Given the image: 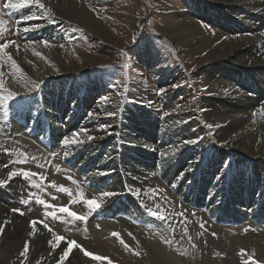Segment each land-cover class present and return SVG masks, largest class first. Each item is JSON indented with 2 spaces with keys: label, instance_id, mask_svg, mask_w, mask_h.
Listing matches in <instances>:
<instances>
[{
  "label": "rangeland",
  "instance_id": "1",
  "mask_svg": "<svg viewBox=\"0 0 264 264\" xmlns=\"http://www.w3.org/2000/svg\"><path fill=\"white\" fill-rule=\"evenodd\" d=\"M63 1L76 17L82 19L83 24L60 19L53 8L41 1L46 9L51 10V22L59 23V27L62 22V27L58 30V37H50L47 34L49 38L45 41L48 44L43 43L39 47L40 50L38 48L35 50L36 43L38 45L41 43L37 39L28 40L23 37L27 36L28 32L46 27L45 20L50 19L35 5L10 10L3 7L8 0H0V20L4 21L0 44L14 42L9 44L10 48L8 47L5 52L13 59L24 60L32 67L30 60H34V65L38 66L33 69L41 72L45 70L44 72L49 75L42 83L29 82L23 74L25 69L16 71L8 61L7 55L0 53V61L3 62V66H0V72L3 73L0 76V83L3 84V91H0V153L6 161L3 165H7L10 172L15 171L17 173L15 176L21 179L18 180L19 186L23 185L21 189L19 188L21 190L19 197L5 189L7 183L4 186L0 185V201L6 209L8 208V212L10 210L14 214H19L12 210L20 209L28 223L37 221V227L49 234L54 241V234L60 235L66 238L60 243L68 246L67 241H75L84 250L107 258L93 260L74 246L72 253H78L84 264H132L128 263L118 250L122 235L128 247L121 244V249L131 253L134 251L132 253L134 258L141 256L142 259H146L149 247H153L167 255L183 258L189 255L188 258H192L191 263L204 257L202 256L204 251L197 247L195 238L199 239L201 236L221 240L223 235H227L230 238L246 240L248 243L232 251L236 264H242V261L246 264L252 263L249 260L264 263V155L240 153L229 149L224 140L216 137L217 129L208 127L211 121L206 118L211 111L209 102L216 104V99L208 92L209 89L207 90L209 84L217 82L223 84V90L227 91L224 97H230L234 92L248 95L247 97L260 93L257 98L258 105L255 106V109L259 110L264 107V78L258 79L251 73L249 76L244 74L237 76L225 63L204 60L217 44L228 43L227 37H232L235 41L253 34L237 24H243L245 21L258 23V27L263 31L264 18L259 21L256 17L232 6L230 10L228 9L229 12L223 13V16L233 19L231 23H237L238 27L235 24L229 26L228 23L220 25L216 23L217 19L210 17L208 0ZM26 15L35 18L23 22L22 18ZM184 21L191 22L204 36L201 38L206 41L200 40L190 44L194 38H189V35L178 38L181 33H172L169 24ZM25 27L30 30L25 32L23 30ZM43 50L48 51L54 58L53 65L49 58L46 59L47 55ZM34 52L40 55H35ZM24 54L28 59L22 57ZM16 64L22 70L18 59ZM13 75L17 78H13ZM53 82H58L65 88L67 85H73V91L76 93L72 95L69 103L71 107L75 106L79 98L83 101L84 98L88 99L87 90L90 87L94 88L90 94L94 96L93 100L88 99L87 104L83 102L85 107L82 106L80 109L85 115L91 112L105 118V121L108 120L101 125L113 126L114 115H120L121 122L124 119L123 115L129 113L126 123L133 128L129 126L126 129L131 134L132 129L134 132L150 134L149 139L145 138L147 136L135 135L136 138H144L147 143L153 144L149 152L136 153L135 150L138 149L129 148L131 144L120 133L122 140L117 142L115 147V153L121 161L120 165L128 167L133 161L141 166L146 165L138 172L132 168L125 171L133 176L134 180L139 177L142 181L144 179L148 184L151 183L152 191L149 196L151 203L147 202L140 187L132 186L130 190L120 193L123 195L121 202L125 203L124 207L128 206L129 198L134 199V202L129 204L134 213L120 207L118 213L108 216L109 218H101L111 223L114 221L113 218L118 219L116 227L110 222L101 223L96 220L97 218H93L99 212L107 215V210L118 204L113 202L104 205L101 191L89 183L86 172L77 166L78 154L72 152L77 144L65 147L60 141L66 137L73 139L72 132L78 127L72 132L59 126L53 127L51 124L56 122L64 127L66 121L61 120L60 116L45 113L48 108L42 110L39 117L43 118L39 120V117L36 118L38 111L34 113L35 110H32L34 109L32 103L44 105V102L40 104L33 102L38 99L36 93L41 96L48 91ZM14 88H17V91ZM9 91L15 95L9 97ZM102 97H107L105 102H109L110 106L99 110L96 106L102 104L99 102L103 100ZM17 103L23 106L26 104L27 107L18 109L32 113L27 117L25 111H15L16 117L15 115L11 117L9 122V111ZM142 104H148L151 109L145 108ZM136 105L138 107H135ZM134 107L138 112H133ZM147 110L154 115V120L147 119L149 116ZM110 113L112 115H109ZM181 120L185 121L182 126L178 125ZM46 122L50 125L47 129ZM263 122L264 113H261L256 123ZM192 123H196L198 129H192L190 138H183L184 130H191ZM81 132L80 130L79 136L75 139L79 140L78 137L87 135V132ZM90 135L101 139L104 133ZM187 140L193 141L190 144L194 146L185 143L188 153L180 160L179 168L160 173V169L157 168L159 165L153 162L156 160L158 163L164 152L171 153L172 149L173 152H179L181 144ZM83 150L81 154L87 155L89 149ZM107 151L108 147L101 150L99 160ZM259 151L264 154V150ZM200 158L204 161L198 164ZM197 169L200 170L199 174ZM25 171L38 175L25 177L22 174ZM186 171L193 174L192 178L206 184L203 190L195 195L180 193L187 183H191L192 178L191 180L187 178L181 186L178 184L175 186L177 183L175 174L184 175ZM122 180L124 181L123 178H118L119 184L124 183ZM130 180L132 179L127 181L128 185ZM53 183L56 187L51 186ZM61 186L69 191L67 193L59 191ZM211 191H215L217 195L209 202ZM204 196L206 197L203 198ZM37 197L50 205L68 207L69 211L86 219L77 220L67 213L56 211V208H45L36 203ZM25 200L29 203H22ZM87 200H95L100 206L93 210L84 203ZM147 204L152 208L147 207ZM149 209L158 215H164L165 219L153 217ZM54 211L55 218L51 215L45 216L46 212ZM41 221L43 223H39ZM44 223L49 226L48 229L43 226ZM105 228L107 232L113 229L112 233H117L118 236H113L112 233L109 236L117 237L118 240L107 241L108 236L103 235ZM130 240L135 247L129 244ZM226 244L230 243L226 241ZM20 247H24V243ZM21 249L18 250V254ZM242 249L245 250L243 255ZM27 257L29 258V255ZM166 261V264H172L169 260ZM25 263L23 261L20 264Z\"/></svg>",
  "mask_w": 264,
  "mask_h": 264
},
{
  "label": "bare ground",
  "instance_id": "2",
  "mask_svg": "<svg viewBox=\"0 0 264 264\" xmlns=\"http://www.w3.org/2000/svg\"><path fill=\"white\" fill-rule=\"evenodd\" d=\"M41 1L47 4V6L49 5L51 8H53L55 10L56 15L60 16V19L63 18L64 20H71V21L83 24L82 19L80 17H76L73 14L74 12L65 5V2L63 0H41ZM208 1H209L210 17L212 16L215 19H217L216 23L217 24L219 23L220 25L228 23L229 26H234L235 23H231V20L233 19H227L226 17L223 16V13L229 12L228 9L230 10L232 6H235V8H237L238 10H241L242 12H246L252 15V17H256V19L259 21L262 18H264V0H208ZM252 10H255V11H252ZM41 20L43 19L41 18ZM45 23L47 24L46 27L41 28L36 31L28 32L27 36L23 37L24 39H28V40L37 39L41 43L39 45L38 43H36L38 46L36 45V47L34 48L35 50H37L36 48L40 50L39 47H41V45L43 44L42 42H44L45 39L49 38L48 35L50 37H53V36L58 37V30L59 28L62 27L61 25L62 22H60V27H59V23L57 22L53 23L51 22V20H45ZM236 24L235 26L237 25L239 27L243 26L245 29L247 28L248 30H250L251 33L253 34L250 37H245L242 39L239 38L238 40H235V41L232 37L231 38L227 37L226 40L228 41V43L222 42L219 45L217 44L216 48L211 50L210 53L207 54V57L204 58V60L211 61L212 63L216 61L218 63H221V62L223 64L225 63L227 66H229L233 70V73L236 74L237 76H240L243 74L245 76L247 75L249 76L252 74L254 75L253 77H257L258 79H263L264 78V30L262 31V29L258 27V23H250L248 21L247 22L245 21L243 22V24H240V23L237 25ZM169 27L171 28L172 33L174 34L181 33V36L178 38L183 37V35H189V38H194L192 41H190V44L200 42V40L206 41L203 38H201L204 36L195 28V26L191 22L184 21L182 23L181 22H176L175 24L170 23ZM258 30L259 32L256 33V31ZM44 52L47 55L46 59L49 58L50 62H52V65H53L54 58L49 54L48 51H44ZM22 57L24 59L26 58L28 59L27 55L25 54ZM83 57L86 58L85 56ZM17 59L22 69L21 71H24L23 69H25L23 74H24V77H26L25 79L29 80V82L35 81L36 84H39V83L44 82V80H46L47 78H49L48 73L44 72L45 70L41 72V71H36L33 69L37 67L38 65L36 63H35L36 65H34V60L33 61L30 60L32 59V57L29 60L31 61V64H33V67L31 65H28L27 62H25L24 60L19 61V58ZM17 59L15 62H17ZM253 77L251 78L254 79ZM13 78H17V76L13 75ZM9 86L11 87V84H9ZM253 87L251 88L253 89ZM223 88H224V85L220 84L219 82L213 83V84L211 83L208 85V88H207V90L209 89L208 92L212 93V96L216 99L215 100L216 104H213L214 102H209L211 105V111L209 114L206 115L207 120L211 121L210 125H213L212 128L217 129L216 137L221 140H224L227 143V146L229 147V149L233 151L240 152V153H246V154H254V153L258 154L259 153L261 155H264L261 151H259V150H264V122L263 124L256 123L261 113H264V107L263 108L261 107L259 110L255 109V106L258 105L257 98L261 94L260 93L255 94V95L253 94V95H249L250 97H247L248 95L239 94L238 92H234L232 96L224 97L223 95L227 91L225 92ZM14 89L15 91H17V88H14ZM93 89L94 88L90 87L89 90H87L88 99L90 100H93V97H94L93 95H90ZM73 90H74L73 85H67V87L65 88L64 85H61L58 82H53V84L49 87L48 91L42 94L41 96H39V94L36 93V98L38 99L33 102L34 103L39 102V104L41 102H44V105L42 103V105L36 106L35 104L32 103L31 106H34V109H32L31 107L29 108H31L32 110H35V112L33 111L34 113L38 111V115L36 116V118L41 115L42 110L44 111V109L48 108L47 111H45V113L48 112L51 115H55V117L60 116L61 120L66 121L65 122L66 125L64 127L63 125H59V122L57 123L56 121H55L56 123L51 124L53 127L59 126V128L68 129L69 132H72L74 129H76V127H78V129L74 130V132L76 133H79L80 130L81 131L84 129L87 130L86 131L87 135L78 137L79 141H82V142L78 143L74 147V149L72 148L73 150L72 149L71 150L72 152L78 154L79 163H77V166L81 169V171H83L84 173L86 172L85 175L89 183L92 184L94 188L99 189L101 191V194L106 193V192L114 193V195L112 196L103 195L102 197L103 202H104V205L115 202L118 204V206L107 210L108 212L107 215L104 212H99L93 216V218H97L96 220L98 222L109 223L110 221H107L106 219L104 221L102 219L104 217L109 218L108 216L118 213L119 209H121L120 207H123L122 210L129 209L132 213H134L132 210V207L129 206L131 202H134V199L129 198L128 199L129 203H127L128 206L124 207L125 203L121 202L122 200L121 198L123 197V195L120 194L122 192H126L130 190L132 186L140 187L139 189L142 190L143 193H145V199L147 200V202L151 203L149 202V199H150L149 196L152 191L151 183L148 184L147 181H145L144 179L142 181L141 180L142 178H139V177L136 180H134L133 176L129 175V173H126L125 171L127 168L128 169L132 168V170L138 172L139 169L141 168L143 169V167H145L146 165L141 166V165H138V163L133 161L129 163L128 167H122L120 165L121 161L120 159H118L117 153H115L116 152L115 147L117 145V142L122 140V135H124V138L131 144L129 145V148L133 147V150L134 149L139 150V151L135 150L136 153L149 152V149L153 148L152 146L153 144L147 143V141H145L144 138L141 139V138L135 137V135L140 134L142 136H147L145 138L149 139L148 137L150 134L149 135H147V133L142 134V131L134 132L133 129L131 130L133 134H131L126 129V128H129V126L133 128L131 125L128 126L126 123V120L128 118L127 115H129V113L126 115H123L124 119L121 120V122H119V119L121 118V116L114 115L115 125L109 126L106 130H101L100 129L101 124L108 122V120L106 119L105 121V118H102L94 114L92 118H89L88 114L85 115L81 109H82V106L85 107V103L86 101H88V99L86 98H84V101L83 99L79 98V100L75 102L76 103L75 106L71 107L69 103L71 102L72 95L76 93ZM33 95L35 96V94ZM68 99L70 100L69 102L67 101ZM83 102L85 103L83 104ZM99 102L102 103L100 106H96L97 108H99V110L110 106V103L105 102V100H100ZM25 105L23 106L17 103L15 106L11 108L8 114L9 122L12 119L11 117H14V115L16 117L15 111H18V112L25 111L24 109L20 110L22 108H27ZM142 105H144L145 108L151 109L150 106H148V104H142ZM135 107H138V105H136ZM135 107L133 108L134 109L133 112H138V109H136ZM149 111L147 112L149 114L147 119L152 120L154 115H152V113ZM25 113H27V111H25ZM30 113H27L28 114L27 117L31 115ZM42 118L43 117H39V120ZM112 119H113V116H112ZM147 119L145 120L147 121ZM184 124H185V121L183 120L178 122V125L180 126ZM172 126L174 127V125ZM196 126H197L196 123H192L190 125L191 130L188 131L187 129H185L183 132V135L185 137L183 138L185 139L190 138L189 135H191L193 131L192 129H198V127L196 128ZM111 130L112 132H110ZM118 130L119 131L122 130V131L118 132ZM105 132L107 133L105 134ZM91 133H96V134L104 133V136L101 139H98L92 136L94 137V139L89 141L88 136H91L90 135ZM56 138L57 137H55V139ZM60 141L62 142L63 139H61ZM186 144L191 147L194 146L193 144H190V143H186ZM107 147H108L107 154L103 155L101 159L99 160L100 158L99 155H100L101 150H105V148ZM186 148H185V142H184L181 144V150L179 152H173V149L171 150L172 151L171 153L167 154L166 152H164L163 153L164 156H161V157L159 156L160 159L157 161L158 163H156V160L153 163L159 165L157 168L160 169V173L169 172L170 169H178L180 160L183 159L184 155L188 153V151H186ZM83 149H85V151L89 149V151H87V155L85 156L81 154V152H84ZM205 150H208V148H205ZM128 154L130 155V153ZM131 154H134V153H131ZM206 154L207 153L205 151V155ZM203 161L204 159L200 158L198 164ZM3 163H6V161L3 158L2 153H0V181H3V183H0V185L4 186L7 183L8 185L6 186L5 189H7L8 192L14 194L16 197H19L21 195V190H20L21 186L23 187L22 184H20L19 186V183H18V180H21V179L18 176H13L9 178L10 169H7V167H5ZM113 169L115 170L113 171ZM197 170L196 171L199 174L200 170L199 169ZM187 172L188 171L184 172V175L178 174L176 176L175 174V180H176L175 182H177L175 183V186L177 184L181 186L187 178H190L191 180L193 174H188ZM102 173H106V174H102ZM119 177L124 179V181L122 180L124 183L120 182L121 184H119V181H118ZM129 179H132L130 180V185H128V182H127ZM124 184H127V186ZM204 186H206V184L203 181H199L196 178H192L191 183H187L185 187H183V189L180 190V193L182 195L187 194V193H190V195L191 193H193V195H195L196 193L203 190ZM250 188H253V187L250 186ZM210 195L211 196L208 197L209 202L213 198V196L217 195V193L215 191H211ZM191 199L192 198H190V200ZM150 206H151L150 204H147V207H150ZM113 220H114L113 223L111 222L110 223L114 227H116L115 223L117 222L118 219L113 218ZM0 227H3L4 229L3 232L0 233V239H1L0 241V264H20L23 261H25L26 263L30 262L32 264H58V262L59 264H84V261L81 259L78 253L76 252L72 253L73 250H71L68 257H66L61 262L60 256L62 255L63 250L67 248L68 246L64 243L59 242L57 247L53 249L51 245L49 244V241H51L53 244H55L56 241H54L50 237L49 234L39 229L37 225L30 227L26 217H24L23 215L14 214L10 212V210L8 212V208L6 209L5 205L1 201H0ZM112 232H113V229L110 232H107L105 228V233L103 235L108 236L107 241L108 240L115 241L116 239L118 240L117 237L109 236ZM29 233H32V235H29ZM223 237H225V239H223ZM223 237L221 238V240H211L209 238H204L201 236L199 237V239L195 238V244L197 245L199 249H203L204 254L202 256L204 257H202L201 260L197 259L196 261H192V263L190 262L192 258H188L189 255L184 256L186 258L175 256L172 254L167 255L165 254V252L163 253L162 252L160 253V251L158 252L153 247L152 248L149 247L147 251L148 256L146 259H142L140 255H139L140 257L135 256L134 258V256L132 255L134 251H132L131 253L129 251H126L125 249L122 250L121 249L122 247H120L121 244L118 247V250L122 252L121 254L125 256V258L128 260V263H132V264H164V263L166 264L167 262L166 260H169V262H171L172 264H178V263L182 264V261H184V264L185 262L187 264H236L234 260V256H232V251L233 250L236 251L235 250L236 247L243 246V245L246 246L248 243H246V240L244 241L236 237L230 238L227 235L226 236L223 235ZM120 239L126 242L125 237L123 235L121 236ZM25 241L29 242V252L26 254L25 257H21L18 254V250L23 248L20 246L21 244L25 243ZM226 241H228V243L230 244H226ZM132 242L133 241L130 240L129 244L132 247H135V244H132ZM28 255H29V258L27 257ZM212 256L214 257L210 259ZM162 259H163V262H162Z\"/></svg>",
  "mask_w": 264,
  "mask_h": 264
},
{
  "label": "snow or ice",
  "instance_id": "3",
  "mask_svg": "<svg viewBox=\"0 0 264 264\" xmlns=\"http://www.w3.org/2000/svg\"><path fill=\"white\" fill-rule=\"evenodd\" d=\"M30 5H35L37 8L43 10L44 15H45L46 17H48L50 20L52 19L51 10H50V9H46V8H45V5H44L43 3H41V0H16V2H13V0H8V3H5V4L3 5V7H4L5 9H10V10H12V9H17V10H18V9H22V8H25L26 6H30ZM34 18H35V17L32 16V15H26V16H24V17L22 18V20H23V22H27V21H30V20H32V19H34ZM3 25H4V21H3V20H0V33H2V31H3ZM23 30H24L25 32H27V31H29L30 29L27 28V27H25ZM10 43H14V42H5V43L0 44V53H4L5 55H7V59H8V61L11 62V66H12L13 68H15L16 71H21V70L19 69V66L16 64L15 60L13 59V57H12L10 54H8V53L5 52V50L9 47V44H10ZM42 43H44L45 45L48 44L47 41H44V42H42ZM34 54H35V55H40V53H35V52H34ZM0 66H3V62H2V61H0ZM2 75H3V73L0 72V76H2ZM0 91H3V84H2V83H0ZM14 95H15V94L12 93L11 91L8 92V96H9V97H12V96H14ZM102 99L106 101V100H107V97H102ZM88 115H89V118H92V117H93V113H91V112H90ZM109 115H112V113H110ZM254 115H255V113H254ZM108 127H109V125H106V124H105V125H101V126H100V129H101V130H106ZM208 127L211 128V127H213V125H208ZM82 131H85V132H86L87 130L84 129V130H82ZM72 135H73V139H69V138L66 137V138L62 141V145H63V146L68 147V146H70V145L78 144V143H81V142H82V141H79L78 139H75V137H77V136L79 135V133L74 132ZM92 139H94V137H92V136H88V140H89V141H91ZM192 142H193V141H185V143H192ZM65 154L67 155V153H65ZM5 167H7V165H6ZM22 174H23V176H25V177H29L30 175H38V174H32V173H29V172H27V171L23 172ZM102 174H106V173H102ZM15 175H17V173H16L15 171L10 172V173H9V178H11V177H13V176H15ZM42 179H46V178H42ZM0 183H3V181H0ZM51 186H52V187H56L54 183H53ZM58 190L61 191V192H65V193H67V192L69 191L67 188H65V187H63V186H61ZM102 195H104V196H112V195H114V193L106 192V193H103ZM22 203L27 204V203H29V201L25 200V201H22ZM36 203L39 204V205H43L45 208H56V211H58V212H60V213H67L68 216H70V217H72V218H74V219H77V220H85V219H86V217L78 216L75 212H71V211H69L68 207H65V206L57 207V206H55V205L47 204L43 199H40L39 197L36 198ZM84 203H86V204H87L91 209H93V210L96 209V208H98V207L100 206L95 200H87V201H84ZM12 211H13V212H16V213H19L20 215H23V212H22L20 209H13ZM56 211L51 212V213H47V212H46V213H45V216L51 215V216H53V217L55 218V216H56ZM149 213H150L153 217L158 218V219H160V220H164V219H165L164 215H162V214L158 215L157 212H153L151 209H149ZM37 223H38L37 221L33 220V221H30V222H29V225H30V227H33V226H35ZM39 223H43V222L41 221V222H39ZM43 226H44L46 229L49 228V226H48L46 223H44ZM2 230H3V228L0 227V232H2ZM49 231H51V229H49ZM29 235H32V233H29ZM112 235H113V236H118L117 233H112ZM54 238H55V241H56L55 244H53L51 241H49V244L51 245V247H52L53 249H55V248L57 247V245L59 244V242L64 241V240L66 239L65 237H62V236H60V235H55V234H54ZM120 243L123 244L125 247H128L122 239H120ZM67 244H68V247L65 248V249L63 250V253H62V255L60 256V261H61V262H62L66 257H68L69 253L71 252V250H72V248H73L74 246L77 247V248H80L81 251L84 252V255H85V256L91 257L93 260L107 259V258H104V257L98 256V255H94L93 253H90V252L84 250L80 245L76 244L75 241H67ZM28 251H29V242H28V241H25V243H24V247H23V249L20 251L19 255H20L21 257H25L26 254L28 253ZM241 254H242V255L245 254V250L242 249V250H241ZM249 259H252V257H249ZM58 264H59V262H58ZM253 264H257V262H256L255 260H253Z\"/></svg>",
  "mask_w": 264,
  "mask_h": 264
}]
</instances>
